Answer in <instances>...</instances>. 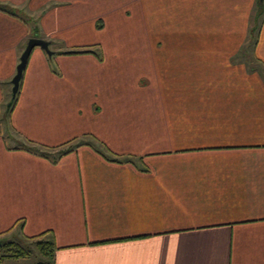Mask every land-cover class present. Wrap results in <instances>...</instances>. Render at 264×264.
Returning a JSON list of instances; mask_svg holds the SVG:
<instances>
[{
    "label": "crops",
    "instance_id": "crops-1",
    "mask_svg": "<svg viewBox=\"0 0 264 264\" xmlns=\"http://www.w3.org/2000/svg\"><path fill=\"white\" fill-rule=\"evenodd\" d=\"M135 1L127 48L117 0H0L51 52L8 111L30 32L0 12V118L50 155L76 145L52 163L0 136V236L50 241L51 264H264V0L258 19L257 0Z\"/></svg>",
    "mask_w": 264,
    "mask_h": 264
},
{
    "label": "rangeland",
    "instance_id": "rangeland-1",
    "mask_svg": "<svg viewBox=\"0 0 264 264\" xmlns=\"http://www.w3.org/2000/svg\"><path fill=\"white\" fill-rule=\"evenodd\" d=\"M118 4L123 5L122 7V13L121 10L118 9V14L115 15L114 17V22H112V43L113 46H118V47H140L141 46V38H140V33H141V23H140V18H139V5L135 0H117ZM50 9V7H48ZM19 10V9H18ZM21 11V10H20ZM24 12V11H22ZM128 12V14L126 13ZM25 13V12H24ZM27 14V13H25ZM28 14L27 16L32 18L34 20V16ZM104 22L102 19L96 18L92 20L91 22H85L84 24V29L86 31V35L88 37H95L97 39H101L102 41L108 36L109 31H105V26ZM31 24H29L30 26ZM250 31L252 30V22L250 24ZM31 38V35L29 36ZM40 39V38H38ZM253 38L251 35H249V38L246 39L245 45L248 47L252 46ZM7 117V114L5 115V118ZM0 136L2 137L4 144L7 147H12L16 149L22 148L20 146V143H25L26 145H31L28 144L29 142L25 140H19L17 137H15V134L11 131L8 119L6 118L4 121L0 118ZM85 140V139H82ZM80 144V142H78ZM36 144V143H35ZM38 145L40 148H36L37 152H47V149L44 146ZM76 145H67V146H62L60 149H56L52 151V155L50 153L48 154V157L51 161H54L58 158V152L59 151H64L67 149L66 147H69L72 149V147H75ZM104 150L107 155L108 151L103 148L101 145V151ZM17 229L16 227L13 229V231H10L6 234L10 235L13 233H16ZM4 234L0 236V241L5 242L7 240V235ZM6 235V236H5ZM44 240V238H42ZM16 243L21 246L24 249H29L30 250V256L25 259H6L0 264H34L35 262L39 261H45L42 257L39 256V253L34 245H31L30 243H27L25 241H20L16 239ZM8 251L6 250H0V254H6Z\"/></svg>",
    "mask_w": 264,
    "mask_h": 264
},
{
    "label": "trees",
    "instance_id": "trees-1",
    "mask_svg": "<svg viewBox=\"0 0 264 264\" xmlns=\"http://www.w3.org/2000/svg\"><path fill=\"white\" fill-rule=\"evenodd\" d=\"M262 3L263 1H261L260 3H256V18L258 19V17L261 15L262 11ZM0 12L14 17V18H18L19 20H21L24 24H26L28 26V31L30 32L31 37L33 38H39L38 37V27L36 24V21L33 20L32 18L28 17L27 14H25L24 12L17 10L16 8H12L11 6L7 5V4H3L0 3ZM29 24H31L29 26ZM253 43V42H252ZM79 53H88V51H84V52H79ZM16 95V94H15ZM15 99L16 97H14L13 101H11V103L7 104V108L8 111H10L11 107L13 106V104L15 103ZM31 143V142H29ZM68 143V142H67ZM65 143V144H67ZM63 144V145H65ZM31 147L30 148H22V150L30 153V154H34V155H39L42 157L47 158L48 154H46V152H37L36 148H40L38 145L31 143L30 144ZM61 145V146H63ZM59 146V147H61ZM54 149H60V148H54ZM49 150V149H47ZM70 150L69 147H67V149H65L64 151H59L58 152V158L54 161H52V163H55V161H57L62 155L66 154L68 151ZM39 236L33 237V238H26V240L31 244L34 245L39 253V256L42 257L45 261H39V262H35L34 264H51L50 260H51V256H52V252L54 250V246L53 244L48 241H41L38 240ZM0 250H6L8 251V253L6 254H0V263L6 259H25L28 258L30 256V250L29 249H24L21 246H19L16 242L13 241H6L5 242H0Z\"/></svg>",
    "mask_w": 264,
    "mask_h": 264
},
{
    "label": "water",
    "instance_id": "water-1",
    "mask_svg": "<svg viewBox=\"0 0 264 264\" xmlns=\"http://www.w3.org/2000/svg\"><path fill=\"white\" fill-rule=\"evenodd\" d=\"M261 1L262 0H257L258 3H260ZM33 48H39L47 56L51 55V52L48 49V43L46 41L38 39V38H33V37L27 39L25 46H24V48H23V50H22V52L18 58V63L15 66L14 75L12 76V78L10 80L11 91H10L9 103H11V101H13V99L15 97V94L17 92L18 85H19L20 79L22 77V73H23V70L25 68L27 59H28Z\"/></svg>",
    "mask_w": 264,
    "mask_h": 264
}]
</instances>
